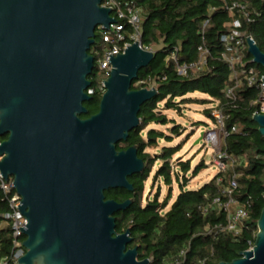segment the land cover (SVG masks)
Returning <instances> with one entry per match:
<instances>
[{"label":"water","instance_id":"1","mask_svg":"<svg viewBox=\"0 0 264 264\" xmlns=\"http://www.w3.org/2000/svg\"><path fill=\"white\" fill-rule=\"evenodd\" d=\"M102 0H0V172L22 197L28 224L19 264H150L138 259L131 231L116 233L118 203L106 192L134 191L129 178L145 170L136 146L118 149L141 120L155 88L132 89L155 52L137 42L117 57L97 114L83 119L95 69L96 30L115 22ZM264 68V52L249 38ZM264 83V79H262ZM253 121L264 136V115ZM201 138L196 142L199 144ZM255 245L232 262L264 264V209Z\"/></svg>","mask_w":264,"mask_h":264},{"label":"trees","instance_id":"2","mask_svg":"<svg viewBox=\"0 0 264 264\" xmlns=\"http://www.w3.org/2000/svg\"><path fill=\"white\" fill-rule=\"evenodd\" d=\"M133 1L144 11L142 45L155 52V58L139 72L132 89L155 88L158 94L141 107L140 126L130 133L127 141L118 144L120 150L136 146L139 158L145 162V170L129 178L134 187L133 192L116 189L105 193L107 199L118 203L133 201L127 210L115 215L116 233L124 234L129 229L134 241L128 249L138 247V259H149L150 264H171L175 260H179L180 264L232 262L255 245L257 224L264 209V136L253 121L255 108L252 106L257 98V91L243 87L238 91V101L235 104H228L225 97V90L230 85V70L221 60L224 51L221 38L227 31L225 25L232 20L224 6L234 0ZM237 1L247 6L251 17L250 22L240 18L241 30L252 36L264 52V0ZM200 48L208 51L205 70L188 78L180 76L171 56L175 54L180 64H193L200 59ZM247 54L252 58L249 52ZM256 66L264 73L263 67ZM92 76L89 79L93 88L96 83ZM196 92L208 95L211 101L185 98ZM103 95L100 92L91 95V99L84 103L88 114L81 118L86 119L99 112ZM177 99L181 100L176 102ZM193 102L203 105L209 102L220 103L224 107L229 117L226 124L229 137L224 149L233 158H240L242 164L236 165L226 175L223 186L217 185L221 176L217 174L198 190L186 191L191 180L187 177L191 171V162L178 161L175 166L180 167V171L172 163L180 148L164 146L155 155L149 153L148 149L157 148L160 140L172 143L174 137L183 134V127L177 124H172L170 135L152 127L167 126L172 122L161 110L181 112L183 105ZM205 115L213 119L211 109L205 110ZM6 138L7 136L0 139ZM158 163L161 164L154 172ZM206 168V163L201 161L193 170L192 179ZM153 172V179L163 180L170 189L174 181L179 184L181 192L173 204L171 191L162 202L159 191L152 200L149 199L144 204L146 183ZM234 173L238 175L239 183L234 197L247 206L250 214V220L237 238L219 230L208 232V228L224 224L226 215L211 211L204 216L200 210L201 206L217 197L227 199L222 193V187L228 184V178ZM9 198L10 194L4 192L0 182V225L3 224L0 227V260L13 251L12 230L5 218L11 211ZM183 250H187L186 255L179 259Z\"/></svg>","mask_w":264,"mask_h":264},{"label":"built area","instance_id":"3","mask_svg":"<svg viewBox=\"0 0 264 264\" xmlns=\"http://www.w3.org/2000/svg\"><path fill=\"white\" fill-rule=\"evenodd\" d=\"M101 7L112 10L111 17L118 23L110 25V29L106 30L104 26L97 28L103 51L92 54L95 59V69H98L100 80L96 85L87 91L91 96L95 92L105 93L106 82L112 73V64L110 56L117 57V54H123L129 47L135 43L148 51L142 45L144 11L142 8L135 5L133 0H102ZM225 9L229 12L232 20L229 21L226 27V33L222 36L221 41L224 51L221 54V60L230 70V85L225 90V97L228 104H235L238 101V91L243 87L255 89L257 98L253 101L252 106L255 108L253 117L257 114L264 115V73L253 63V59L248 57L249 45L247 40L252 36L244 33L242 28L241 17L248 22L251 21L247 6L240 1L234 0L225 4ZM207 24V22H206ZM205 24V25H206ZM253 39V38H252ZM254 40V39H253ZM200 59L193 64H180L177 56H171V60L176 64V70L180 76L190 77L199 74L207 67L206 49L200 48ZM92 82V81H91ZM213 122L217 130H209L204 134L206 141L213 146L214 156L213 165L217 169V173L221 176L217 180L218 186H223L226 175L235 168L236 165L242 164V160L233 158L224 149V144L229 137V131L226 128L229 117L226 115L224 107L220 103H214L212 108ZM235 131V128H233ZM4 140L0 139V145ZM3 159L0 156V161ZM238 175L234 173L228 178V184L222 187V193L227 198L226 200L217 197L205 205L200 207L204 216L211 211L222 212L226 215L224 224H217L212 228H208V232L219 230L221 232L231 234L233 237H239L246 223L250 220V214L247 206L242 205L238 199L234 197L235 191L239 187ZM1 188L6 194H10V213L5 216L7 225L12 230L13 251L10 255L2 258L0 264H19V260L26 254V249L23 245L26 239H23V234L20 228H25L28 221L18 209L21 204L22 197L17 193L13 179L5 180L0 172ZM3 224L0 225L2 227ZM26 237V236H25ZM254 245L250 249H253ZM187 250H183L179 254V259H183ZM151 263V260H150ZM171 264H180L179 260L171 262ZM203 264H206L204 262Z\"/></svg>","mask_w":264,"mask_h":264},{"label":"rangeland","instance_id":"4","mask_svg":"<svg viewBox=\"0 0 264 264\" xmlns=\"http://www.w3.org/2000/svg\"><path fill=\"white\" fill-rule=\"evenodd\" d=\"M96 37H98V42L92 47L90 52L96 56V53L103 51V46L101 45L99 32L96 30ZM95 76H92V80L97 83L100 80V75L98 69L94 72ZM151 89V88H150ZM186 99L193 100H208L211 101V98L199 92L188 94ZM181 99H177L176 102H179ZM162 108H165L164 104H161ZM213 103L209 102L205 105L199 102H193L182 106L181 112L176 110H161L168 119L172 122L167 126H152L160 131H163L165 134L170 135V129L172 124L181 125L184 129L182 136L174 137L172 143H167L164 140L159 141L157 148L148 149V152L152 155L159 154L164 146H172L180 148V151L173 157L172 163L175 166L178 161L191 162V171L187 174V177L191 179L188 183V186L185 190H198L205 184L209 183L218 173L217 169L213 165V156L214 149L213 146L206 141L205 136L203 140L196 144V142L201 138L202 134H206L209 130H217L216 125L213 122V119L205 115V110L211 109ZM204 161L207 165V168L203 170L197 177L192 179L193 170L197 165ZM161 163L156 164L154 172L157 170V167ZM177 171H180V167L176 168ZM150 176L149 180L146 183V190L144 195V204L150 199L152 200L157 192L160 191V201L162 202L168 196L169 192H172L173 199L171 204L175 202L178 195L181 192L179 184L174 181L172 189H170L163 180H154L153 175Z\"/></svg>","mask_w":264,"mask_h":264}]
</instances>
